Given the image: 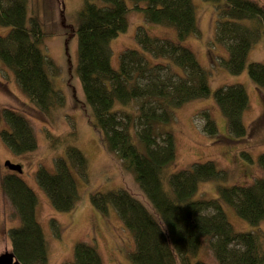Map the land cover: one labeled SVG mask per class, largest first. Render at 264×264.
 <instances>
[{"label":"trees","instance_id":"16d2710c","mask_svg":"<svg viewBox=\"0 0 264 264\" xmlns=\"http://www.w3.org/2000/svg\"><path fill=\"white\" fill-rule=\"evenodd\" d=\"M29 0H0V64L10 69L21 92L40 111L48 113L63 101L50 79L57 66L41 50L46 36L37 16L28 14ZM215 13L214 40L223 45L227 58L221 65L231 74L246 69L249 79L264 87V63L246 64V54L264 36V8L253 0H204ZM77 11L76 67L82 95L89 108L92 127L106 150L132 174L145 195L154 217L138 200L122 189L90 196L94 208L115 211L121 225L133 238L131 264H205L195 260L209 250L217 264H264L259 236L234 231L224 205L254 226L264 219V153L256 158L262 176L248 185L219 186L212 199L195 198L198 184L219 181L224 173L212 161L196 162L164 177L176 160V140L171 126L174 110L210 95V73L182 42L199 36L192 0H81ZM130 11L140 12L146 23L172 28L176 39L150 35L143 26L134 33L136 48L122 50L118 65L110 63L109 43L127 28ZM214 104L226 121L233 140L247 139L242 115L249 100L239 84L223 85L212 93ZM197 116L202 132L217 136L213 118L206 109ZM7 127L0 140L12 153L36 148L28 120L4 108ZM51 140H57L52 138ZM241 156L251 161L247 152ZM54 172L36 170L38 186L54 210L69 211L77 201L76 182L69 164L85 177L86 160L74 146L66 159L54 160ZM8 170V169H7ZM0 192L9 201L18 224L6 230L10 252L19 264H46L47 246L36 219L37 198L13 171L0 165ZM54 231L57 229L51 222ZM64 264H103L96 247L77 242Z\"/></svg>","mask_w":264,"mask_h":264},{"label":"rangeland","instance_id":"374dc122","mask_svg":"<svg viewBox=\"0 0 264 264\" xmlns=\"http://www.w3.org/2000/svg\"><path fill=\"white\" fill-rule=\"evenodd\" d=\"M264 8V0H253ZM198 21L199 36L187 37L182 45L189 48L200 65L209 71L210 95L193 100L174 110L175 122L171 126L176 140V160L166 168L164 177L174 171L188 168L196 162L212 161L224 177L219 181L198 184L195 198L212 199L217 196L219 186L248 185L262 176L256 163L259 154L264 153V87L255 85L246 69L238 74L229 73L221 61L226 60L227 51L214 40L215 13L212 5L204 0H192ZM81 0H29L28 14L37 16L46 33L41 50L57 66V72L50 75L54 88L61 92L63 101L48 113L40 111L21 92L10 69L0 64V130L6 128L1 111L12 109L22 114L31 126L36 148L25 154L10 152L0 140V165L9 161L21 166L19 177L36 195L35 216L42 229L46 246V264H64L72 257L75 243L94 245L103 264H131L129 255L134 244L131 233L119 221L112 207L102 213L93 207L91 194L106 193L122 189L138 200L154 217L158 218L145 195L135 183L132 174L124 170L114 154L102 145L98 132L92 127L89 108L81 92L75 73L76 65V13ZM138 26L153 36L176 39L172 28L146 23L140 12L130 11L127 28L109 43L110 63L116 69L119 53L127 48H136L134 33ZM5 29H0L3 33ZM264 63V36L252 44L246 54V64ZM241 85L249 100L248 108L242 115L248 137L233 140L226 129V121L213 102V91L223 85ZM201 109L209 111L213 118L217 136L205 135L202 120L197 116ZM57 138V140H51ZM74 146L86 160L85 177L78 174L69 164L76 182L77 201L69 211H56L50 205L45 192L38 186L36 170L43 167L54 172V160L66 159V148ZM245 151L251 161L244 159ZM226 218L234 231L252 232L259 236L264 252V219L252 226L240 219L234 210L224 205ZM51 222L57 229L53 230ZM9 201L0 192V254L10 251L6 230L18 224ZM195 260L205 264H217L212 253L202 249Z\"/></svg>","mask_w":264,"mask_h":264},{"label":"water","instance_id":"95a60500","mask_svg":"<svg viewBox=\"0 0 264 264\" xmlns=\"http://www.w3.org/2000/svg\"><path fill=\"white\" fill-rule=\"evenodd\" d=\"M3 165L10 171L17 174L21 173V166L19 164H14L9 161H4ZM0 264H19L15 259L12 252H3L0 254Z\"/></svg>","mask_w":264,"mask_h":264}]
</instances>
